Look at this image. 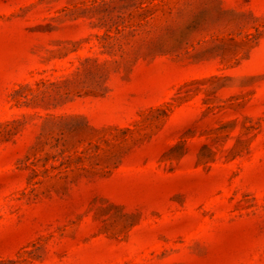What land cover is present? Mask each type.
<instances>
[{
    "label": "rangeland",
    "instance_id": "obj_1",
    "mask_svg": "<svg viewBox=\"0 0 264 264\" xmlns=\"http://www.w3.org/2000/svg\"><path fill=\"white\" fill-rule=\"evenodd\" d=\"M0 264H264V0H0Z\"/></svg>",
    "mask_w": 264,
    "mask_h": 264
}]
</instances>
